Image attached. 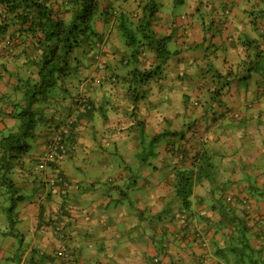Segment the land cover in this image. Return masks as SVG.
<instances>
[{"label":"crops","instance_id":"0c3cea01","mask_svg":"<svg viewBox=\"0 0 264 264\" xmlns=\"http://www.w3.org/2000/svg\"><path fill=\"white\" fill-rule=\"evenodd\" d=\"M255 3L120 0L112 13L102 1L95 25L105 43L80 49L82 67L42 105L31 149L9 171L18 189L14 200L0 186V264H59L55 253L64 244L75 264H236L240 259L226 251L233 232L220 230L230 196L250 197L253 217L244 223L251 245L264 251V70L232 82L217 102L200 90L211 75L202 65L207 60L223 74L236 73L254 56L248 43L259 41L264 51V8ZM151 4L153 29L171 38L175 56L144 84L135 105L123 81L133 65L127 66L131 52L118 18L131 21ZM178 7L186 9L181 17ZM14 55L0 43V140L18 125L16 88L29 74L25 58ZM138 58L141 70L157 69L152 50ZM81 98L91 101L90 111ZM70 118L76 120V151L57 167L38 170L47 141ZM157 139L158 154L140 161L138 151ZM125 148L134 154L116 160ZM204 151L215 164V181L196 187L190 218L192 231L208 235L206 249L182 236V199L174 189L177 169L192 168ZM59 177L64 183L52 182Z\"/></svg>","mask_w":264,"mask_h":264},{"label":"trees","instance_id":"16d2710c","mask_svg":"<svg viewBox=\"0 0 264 264\" xmlns=\"http://www.w3.org/2000/svg\"><path fill=\"white\" fill-rule=\"evenodd\" d=\"M102 1L0 0V43L5 44L15 54L14 58L21 59L23 56L27 61L26 66L29 68L28 76L20 79L21 82L16 88V91L21 95L14 105L13 117L18 125L7 137L0 140V186L8 190L10 200H14L13 197L18 193V189H16L14 180L9 176V171L13 165L20 163L31 149L30 140L35 139L45 114L42 104L46 103L59 90L62 91L72 74L82 67V62L77 57L80 49L94 48L96 43L100 45L105 43L100 39L95 25L98 14L103 13L100 10ZM106 1L108 5L105 11L114 13V1L120 0ZM255 1L257 6L264 8V0ZM155 7L152 4L147 5L141 15H136L131 21L127 16L118 18L122 22V25L120 24L121 26L118 27L119 33L131 52L126 60L127 66L133 65V70L123 77V81H128L131 85L128 91L135 105L144 98V84L150 81L163 68L162 66L167 65L170 59L175 56V53H172L168 47L171 38L159 37L153 29ZM261 15L264 16V9ZM107 22H109L108 19ZM256 24L258 25V22ZM262 28L264 29V26ZM262 28L260 30H263ZM248 44L252 45L255 50L254 56L253 58L249 56L243 61V69L239 72L230 71L223 74L216 66L207 62L209 60L202 64L211 75L207 78V82L202 84L200 90L210 94L212 102H217L232 82L249 80L254 71L260 70L264 63V51L261 49L259 41ZM147 49L155 52L158 62L155 71L147 72L139 68L138 56ZM96 57L95 59L98 61ZM78 100L80 103L84 102L83 106L88 111L93 108L89 99ZM199 100L201 101V99ZM138 124L143 126L141 121H138ZM57 131L58 129L54 130V134ZM75 132L76 124L72 127L69 138L66 139L67 144L70 145L69 154L57 156L45 167H57L76 151ZM141 132L142 137L145 138L144 129ZM157 143H159L158 139L152 144ZM41 163L42 157L39 165ZM215 175V164L208 153L204 151L194 159L192 168L177 169L174 179V189L182 199L183 214L180 219L184 224L181 234L184 238H193L198 246L205 249L209 245L210 239L208 235L200 231H192L190 217L193 212L192 204L196 187L205 181H215ZM52 182L64 183L60 177L59 180ZM250 201V197L230 196L226 199L227 204L223 206L229 219L221 222L220 230H223V227H229L233 232L226 251L230 252L235 259H240L236 264H264V251L255 249L251 245L248 235L249 228L244 223L245 219L253 217ZM237 206L242 207L244 213L242 219L237 214L239 211ZM58 231L62 239L66 240L67 235L63 229L60 227ZM64 250L66 256L63 255ZM72 255L68 245L64 244L55 253V258L59 264H75Z\"/></svg>","mask_w":264,"mask_h":264},{"label":"built area","instance_id":"2783aa9c","mask_svg":"<svg viewBox=\"0 0 264 264\" xmlns=\"http://www.w3.org/2000/svg\"><path fill=\"white\" fill-rule=\"evenodd\" d=\"M83 110L87 111V108L83 106ZM75 124L76 120L74 118L68 119L66 124H64L49 140L50 142L47 145V150L42 157V163L38 166L39 170L45 169V165L54 161L57 156H65L69 154L70 145L67 144L66 139L69 138L71 129ZM63 255H65V250Z\"/></svg>","mask_w":264,"mask_h":264},{"label":"rangeland","instance_id":"374dc122","mask_svg":"<svg viewBox=\"0 0 264 264\" xmlns=\"http://www.w3.org/2000/svg\"><path fill=\"white\" fill-rule=\"evenodd\" d=\"M181 6V5H180ZM185 12H186V9L185 8H183V7H178V10L176 11V13H175V16H177V15H179L180 17L182 16V14L184 13L185 14ZM124 40V39H123ZM124 42H125V40H124ZM126 43V42H125ZM255 52V50H253V53ZM96 58H98V59H101V55L98 53V57H96ZM262 63V62H261ZM261 68V70L263 71L264 70V63H263V65L260 67ZM132 70H133V67H132ZM123 71V70H122ZM260 71H258V72H256V71H254L253 72V74L255 75V76H257V75H259L258 73H259ZM261 74V73H260ZM253 75V76H254ZM131 86V85H130ZM134 86V85H133ZM134 87H136V85L134 86ZM42 105H44V104H42ZM161 145L162 144H160V143H157V144H152V145H147L146 144V149H144V150H139L138 152H139V154H140V156H139V159H140V161H141V159L143 158V159H146V158H148V157H152L154 154H158V152H159V149H160V147H161ZM123 154V156H124V158H131V156L134 154V152L133 151H131V150H129L128 148H125V149H122L121 151H120V155L119 156H117V159L116 160H118L119 159V161H122V159H121V155ZM144 155V156H143ZM116 158V157H115ZM138 159V160H139ZM111 197L110 196H108V199H110ZM110 202H113V201H110Z\"/></svg>","mask_w":264,"mask_h":264}]
</instances>
